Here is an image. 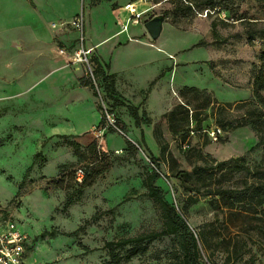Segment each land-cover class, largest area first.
Masks as SVG:
<instances>
[{"label":"rangeland","instance_id":"1","mask_svg":"<svg viewBox=\"0 0 264 264\" xmlns=\"http://www.w3.org/2000/svg\"><path fill=\"white\" fill-rule=\"evenodd\" d=\"M133 1L144 12L131 27L134 43L145 53L159 47L160 57L116 50L126 44L115 37L127 20L113 0H0V64L22 49L18 30L28 28L48 48L35 57L36 67L69 77L58 96L34 97L35 107L49 114L40 126L12 121L15 106L0 96V209L10 208L25 232V264H109L106 241L159 230L160 210L142 185L150 162L158 164L156 184L198 237L199 264H264V144L257 145L264 137V106L253 95L264 0ZM211 4L216 9L209 12ZM79 13L94 46L90 68L73 60L76 42L66 46L75 29L58 24ZM155 16L163 17V29L152 39L144 24ZM92 58L113 75L108 91L101 78H91L95 90L84 85L95 68ZM110 58L125 72L106 69ZM8 84L0 74V88ZM184 87L202 93L184 98ZM128 106L142 118L139 127ZM60 108L66 112L58 123L52 114ZM72 108L82 114L77 129L69 128ZM105 111L120 131L108 125ZM240 117L257 120L260 132L218 122ZM95 164L108 170L77 193L73 170ZM62 175L65 187L59 188L54 182ZM175 245L172 236L154 240L143 256L120 264H170Z\"/></svg>","mask_w":264,"mask_h":264},{"label":"trees","instance_id":"2","mask_svg":"<svg viewBox=\"0 0 264 264\" xmlns=\"http://www.w3.org/2000/svg\"><path fill=\"white\" fill-rule=\"evenodd\" d=\"M99 0H92L93 3L98 2ZM215 10V5L211 4L210 9L207 11ZM224 12L225 17L228 16L227 10H221ZM93 64L95 68L92 70V76L88 75L87 81L84 85H89L91 89H96L95 85L92 83L91 78L94 80L101 78V82L105 90L108 91L109 84L112 83L113 75L106 74L98 62L97 58H92ZM259 67L255 72L254 78V87H253V95L255 101L262 106H264V46L261 48L258 55ZM104 67L108 69V64H104ZM181 95L185 98L184 94L194 93L200 94L202 92L198 91L196 88H188L184 87L180 92ZM95 95L97 92L95 91ZM205 95V94H204ZM113 99V104L121 105V102ZM188 100L183 104L184 107L188 105ZM182 105V106H183ZM131 116L134 119L135 126L139 127L142 122V118L137 113V110L133 106H128ZM250 115H254V112H250ZM103 118L101 119V122ZM148 122V120H144ZM219 124L226 129H236L239 127H243L245 125H251L252 129L258 133L260 129L258 128L257 120L253 118L240 117L231 122H225V124H221V121H218ZM264 144V137L261 138L260 142L257 145ZM94 147V145H92ZM156 161V160H154ZM149 163V162H148ZM153 164V165H151ZM150 165V173H148L142 180V185L146 189V196L150 198L159 208L162 218V225L159 230L150 231L147 233H140L132 237L128 238H120L118 240L106 241L103 245L108 252L109 256V264H120L121 262L130 261L131 259L137 256H143L147 250L150 242L154 240H158L164 237L172 236L176 247L169 254L175 262H171L170 264H199V250H198V237L192 231L189 230L188 225L185 220L181 218L178 214L176 207L169 202L164 195L163 188L156 184L160 175L157 170V162L149 163ZM83 170V169H82ZM108 167L102 166L100 164H95L93 166H89L83 170V178L81 182L76 183L77 193H80L85 188L90 187L93 183L106 171ZM186 172L182 171L179 175L176 176L177 179L181 180L180 175H185ZM74 182L75 180V170L72 172V178ZM55 186L59 188H64V175L61 176L60 180H56L54 182ZM259 190H255L252 194L260 195L258 193ZM201 240L204 239V234L200 235ZM205 240V239H204ZM252 263V262H251Z\"/></svg>","mask_w":264,"mask_h":264},{"label":"crops","instance_id":"3","mask_svg":"<svg viewBox=\"0 0 264 264\" xmlns=\"http://www.w3.org/2000/svg\"><path fill=\"white\" fill-rule=\"evenodd\" d=\"M117 2V5H119L118 11H121L126 15V19L129 17V13L127 10L124 9V6L127 4H138L137 1L133 0H113ZM139 10L141 7L136 6ZM71 9V8H69ZM73 9V8H72ZM74 11V9H73ZM72 11V12H73ZM108 15V13H107ZM76 16V15H75ZM108 23H112V19L109 18ZM139 24V23H138ZM136 24V25H138ZM134 24H128L127 30L122 32L120 29V25L118 24L119 30L118 35L115 37L116 41H126V44L123 46V48L116 49L118 51L120 50H132L134 53H143L144 56L148 55L150 58L160 57V52L162 50L159 47H156L152 45V49L150 48L147 53L143 52L136 43H134L133 36L136 35L135 31L131 30V27ZM25 30V31H24ZM61 32H64L61 29H58ZM74 36L71 38H68V44L66 46L75 45V42L77 44V32L73 29H69ZM19 34L21 39H16V42L19 43V45L22 46V49L20 50H12L9 52V55L7 58H2V63L0 64V74L5 80L9 82L8 89L4 86L3 88H0L1 97H9V102L12 104V106H15V112L16 115L13 117V120L15 123H17L19 126L32 128L34 127V122L36 121L39 126L42 125L43 120L48 117V113L43 109H39L35 107L34 104V97H38L40 95H44L46 97H50V95L53 97L58 96V93L61 90V87L65 83V80H69V77L66 76V78H63V76H58L57 74L47 75L48 73H42L40 69H38L35 65V57L42 56V53L44 50H47L46 44H40L38 42H35L33 40V35H28L29 30L28 28L25 29H19ZM65 31H68L65 30ZM85 34H86V45L87 47H90L94 50V46H92L88 41L87 31L85 28ZM122 36V37H121ZM11 40H13L11 38ZM41 45V46H40ZM40 46V47H39ZM122 46V45H121ZM113 48V46H111ZM111 48V51L113 50ZM115 51V50H114ZM113 51V52H114ZM113 53L111 54L112 57ZM143 56V57H144ZM102 57V56H101ZM104 60V59H103ZM142 60V58H141ZM141 60L137 61L136 64H138ZM105 61V60H104ZM108 64V68H110L111 72L114 73H124L123 69H115L113 68L111 58L106 60ZM79 68V67H77ZM81 91V90H80ZM55 96V97H56ZM72 111H70L72 114L69 116L71 118V122L69 124L70 129H77L82 126V117L80 113V109L72 108ZM65 108H60L54 111L52 116L54 117L56 114L58 115L57 122L59 123V117L65 118ZM56 113V114H55ZM63 129L67 128L65 124L62 126ZM22 231V230H21ZM25 233L24 231H22ZM27 247V241L25 244V250ZM25 254V252H24ZM23 264H25V260L23 259Z\"/></svg>","mask_w":264,"mask_h":264},{"label":"built area","instance_id":"4","mask_svg":"<svg viewBox=\"0 0 264 264\" xmlns=\"http://www.w3.org/2000/svg\"><path fill=\"white\" fill-rule=\"evenodd\" d=\"M124 9L128 11L129 17L126 23H120V29L122 32L127 30L128 24H138L143 15V10H139L134 4H127ZM224 16V12H222ZM60 27L70 24L77 32V49L73 53V60L76 62H82L90 68V57L92 48L86 45L85 34V22L82 13L76 15L73 19L66 22L61 21L58 23ZM56 25V23H53ZM60 54H64V50L60 49ZM92 76V71L90 72ZM104 117L108 125L114 128L116 131L120 129L116 126V121L111 114L107 111L104 113ZM102 130L100 129L99 132ZM220 130H212L211 135L216 137ZM150 162V161H149ZM151 163V162H150ZM153 165V164H151ZM83 178V170L77 168L75 170V180L81 182ZM27 238L26 235L18 227V224L13 220V212L10 208L0 209V264H23L25 244Z\"/></svg>","mask_w":264,"mask_h":264},{"label":"water","instance_id":"5","mask_svg":"<svg viewBox=\"0 0 264 264\" xmlns=\"http://www.w3.org/2000/svg\"><path fill=\"white\" fill-rule=\"evenodd\" d=\"M145 29L152 39H157L163 29V17L155 16L144 24Z\"/></svg>","mask_w":264,"mask_h":264}]
</instances>
